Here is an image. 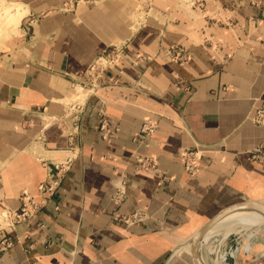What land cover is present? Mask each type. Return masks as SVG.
I'll use <instances>...</instances> for the list:
<instances>
[{
	"label": "crops",
	"instance_id": "obj_1",
	"mask_svg": "<svg viewBox=\"0 0 264 264\" xmlns=\"http://www.w3.org/2000/svg\"><path fill=\"white\" fill-rule=\"evenodd\" d=\"M22 1L23 28L0 52V234L14 240L0 264H192L181 247L204 222L264 200V150L251 159L264 145V0ZM116 44L96 92L79 94ZM71 136L78 156L53 199L9 222L72 155ZM254 251L245 264H264Z\"/></svg>",
	"mask_w": 264,
	"mask_h": 264
},
{
	"label": "built area",
	"instance_id": "obj_2",
	"mask_svg": "<svg viewBox=\"0 0 264 264\" xmlns=\"http://www.w3.org/2000/svg\"><path fill=\"white\" fill-rule=\"evenodd\" d=\"M124 50L125 44H116L110 46L106 51L99 54V56H97V58L89 66L85 80L83 84L79 87L90 91V95L94 94L97 90L96 81L100 72H103L108 68L114 67L119 58L124 54ZM167 55L172 61H175L180 64L185 63L188 59L185 50L179 46H174L173 48L168 50ZM86 87L88 89H86ZM254 118L256 123L264 124V105H262L257 110ZM107 127L108 124L106 123V121H103L101 129L105 138L107 137V133L109 132ZM148 131H150L149 126L147 124H144L140 134H147ZM73 137L74 136H71L70 144L72 155L66 157L60 162L54 163L49 166L45 179L41 182L38 187V194L36 196H31L26 191L23 192L20 197L21 205L19 209L14 212H6V218L9 220V222L19 223L28 220L29 218L33 217L36 213H38L41 209H43L48 204L49 200L53 199L57 190L60 188L66 174L70 171L75 158H77L78 156L79 144ZM188 157L189 153H187L186 155V158ZM189 168H191L190 164ZM137 220L138 218L133 215L125 221L127 224H133ZM13 244L14 240L10 235H8L7 233L0 234V251H6L10 247H12ZM237 250L238 248H236L235 251H231L230 249L231 252H224L223 256L221 255L222 261H227L229 257L234 258V253H236Z\"/></svg>",
	"mask_w": 264,
	"mask_h": 264
},
{
	"label": "rangeland",
	"instance_id": "obj_3",
	"mask_svg": "<svg viewBox=\"0 0 264 264\" xmlns=\"http://www.w3.org/2000/svg\"><path fill=\"white\" fill-rule=\"evenodd\" d=\"M12 2V3H10ZM13 3H20L23 7L25 6V2L22 0H0V52L7 46L9 43L13 41V39L19 35L20 30L23 28V23H20L18 28L11 34L6 35L3 27L6 22L5 9L13 8ZM3 7V8H2ZM25 8V7H24ZM4 9V10H2ZM9 20V19H8ZM22 22V21H21ZM82 88V87H81ZM86 89H88L86 87ZM90 90V89H89ZM143 134V133H142ZM264 145L261 146L259 150H256L251 154L252 160H261V154L263 153ZM189 157L188 160H194L193 152H188ZM191 153V154H190ZM191 156V157H190ZM189 162V161H188ZM186 163L189 172L193 170L189 168L190 163ZM200 222V219H199ZM228 232H220L217 235L211 236L205 243L203 247V256L208 264H235L240 262L241 264H245V257L249 258H258L261 253H256L254 250L259 247L264 246V223L261 224H251L249 228L242 229L241 227H237L236 230ZM236 232V233H235ZM226 233V234H225ZM252 236V237H251ZM210 243V244H209ZM222 244V245H221ZM221 245V246H220ZM209 248H208V247ZM189 247V246H188ZM220 247V249H219ZM238 248L237 252L234 253V258H230L223 262L222 256L224 252H231L232 250ZM189 249V248H188ZM219 249V250H218ZM231 249V251H230ZM213 250V252H212ZM215 250V251H214ZM248 251V252H245ZM187 255V253H185ZM218 255V256H217ZM222 255V256H221ZM217 256V258H216Z\"/></svg>",
	"mask_w": 264,
	"mask_h": 264
},
{
	"label": "bare ground",
	"instance_id": "obj_4",
	"mask_svg": "<svg viewBox=\"0 0 264 264\" xmlns=\"http://www.w3.org/2000/svg\"><path fill=\"white\" fill-rule=\"evenodd\" d=\"M10 3H12V2H10ZM12 5L15 7L5 9V13H6V15H8V17H6L7 20L5 22V26L3 27V30H5L6 35L13 33L18 28V26L20 25L25 13H26L25 8H24L25 6L23 7L20 3H13ZM2 10H4V9H2ZM78 91H79V94H81V95H84L86 92L85 89H83V88H78ZM77 99H79V98H77ZM255 223H257V224L264 223L263 218H261V216L257 213H249V214L234 213V214L228 215L227 217H225L224 219L219 221L214 227H212L207 233H205V235L203 236V238L201 240V243H200L201 244L200 245L201 246V250H200L201 254L200 255H201V259H202L203 263L208 264L206 262L204 256H203L202 250H203V246L205 245L206 241L211 236H214L215 234L217 235L220 232H228L229 233L228 230H230V229H231L230 232H232V231L236 230L237 227H241L242 229H247V228H249V226L251 224H255ZM188 240L189 239H187L183 243L181 249H183V247H185V246L190 247ZM187 247H185V248H187ZM212 252H213V250H212ZM217 256H216V258H217Z\"/></svg>",
	"mask_w": 264,
	"mask_h": 264
},
{
	"label": "water",
	"instance_id": "obj_5",
	"mask_svg": "<svg viewBox=\"0 0 264 264\" xmlns=\"http://www.w3.org/2000/svg\"><path fill=\"white\" fill-rule=\"evenodd\" d=\"M234 213H257L264 220V200H244L228 205L219 210L215 215L204 222L188 240L192 264H204L201 259V240L205 233L214 227L219 221ZM187 242V243H188Z\"/></svg>",
	"mask_w": 264,
	"mask_h": 264
}]
</instances>
